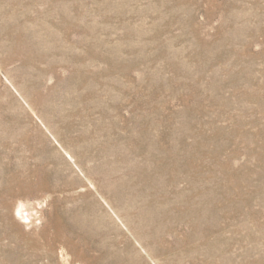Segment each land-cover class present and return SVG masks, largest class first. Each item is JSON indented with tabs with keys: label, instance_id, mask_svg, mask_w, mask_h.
<instances>
[{
	"label": "rangeland",
	"instance_id": "374dc122",
	"mask_svg": "<svg viewBox=\"0 0 264 264\" xmlns=\"http://www.w3.org/2000/svg\"><path fill=\"white\" fill-rule=\"evenodd\" d=\"M0 264H264V0H0Z\"/></svg>",
	"mask_w": 264,
	"mask_h": 264
},
{
	"label": "bare ground",
	"instance_id": "6f19581e",
	"mask_svg": "<svg viewBox=\"0 0 264 264\" xmlns=\"http://www.w3.org/2000/svg\"><path fill=\"white\" fill-rule=\"evenodd\" d=\"M16 36V35H15ZM18 37V36H17ZM17 37H15V38H17ZM26 37V36H25ZM28 37V36H27ZM16 45V44H15ZM21 49V48H20Z\"/></svg>",
	"mask_w": 264,
	"mask_h": 264
},
{
	"label": "water",
	"instance_id": "95a60500",
	"mask_svg": "<svg viewBox=\"0 0 264 264\" xmlns=\"http://www.w3.org/2000/svg\"><path fill=\"white\" fill-rule=\"evenodd\" d=\"M30 221V220H29Z\"/></svg>",
	"mask_w": 264,
	"mask_h": 264
}]
</instances>
